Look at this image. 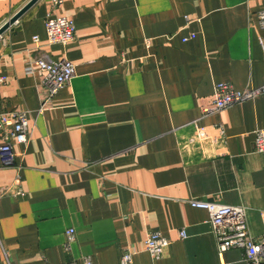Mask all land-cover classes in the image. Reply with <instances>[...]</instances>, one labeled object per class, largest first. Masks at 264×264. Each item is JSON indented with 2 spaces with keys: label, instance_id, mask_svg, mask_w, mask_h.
<instances>
[{
  "label": "crops",
  "instance_id": "0c3cea01",
  "mask_svg": "<svg viewBox=\"0 0 264 264\" xmlns=\"http://www.w3.org/2000/svg\"><path fill=\"white\" fill-rule=\"evenodd\" d=\"M30 1L0 0V27ZM261 10L264 0H38L11 25L0 109L26 112L32 136L11 144L13 167L0 160V264H120L125 251L132 264H247L239 249L219 256L209 213L189 201L243 207L249 235L264 236V96L204 114L218 84L264 87ZM48 16L72 20L74 40L49 45ZM43 54L75 75L40 115ZM214 125L221 138H196ZM150 232L170 241L159 261Z\"/></svg>",
  "mask_w": 264,
  "mask_h": 264
},
{
  "label": "built area",
  "instance_id": "2783aa9c",
  "mask_svg": "<svg viewBox=\"0 0 264 264\" xmlns=\"http://www.w3.org/2000/svg\"><path fill=\"white\" fill-rule=\"evenodd\" d=\"M54 7L62 4L63 0H51ZM257 23L264 29V10L256 13ZM75 24L72 20L64 17L48 16L45 20V31L49 45H66L74 40ZM33 42L38 43V37H33ZM37 73L41 78V86L44 90L38 114H42L43 108L59 91L66 88L75 75V65L67 60L53 61L43 54L35 60ZM6 84V78L0 77V87ZM264 96V87L258 90L237 91L229 84L221 83L215 88L213 106L204 111L206 116L214 115L236 105L254 100ZM196 127V138L219 139L223 131L219 126ZM32 136V130L28 123L26 112H6L0 109V137L3 145L0 146V160L4 168L14 165V155L11 150L13 142L26 145ZM254 151L264 153V129L254 132ZM18 189L15 195H21ZM192 207L206 210L210 215V224L216 235L218 243V254L220 257L230 249H239L244 252L247 264H264V236L259 240L253 239L246 226V209L239 206H228L214 202L190 200ZM181 238L185 237L184 231L179 233ZM66 242L64 254L68 256L71 252L72 243L75 240L74 229L66 231ZM170 241L158 232H150L145 241V250L153 261L162 259ZM133 253L125 251L122 254L120 264H132ZM45 264H50L46 262ZM63 264H92L89 257L78 260H67Z\"/></svg>",
  "mask_w": 264,
  "mask_h": 264
},
{
  "label": "water",
  "instance_id": "95a60500",
  "mask_svg": "<svg viewBox=\"0 0 264 264\" xmlns=\"http://www.w3.org/2000/svg\"><path fill=\"white\" fill-rule=\"evenodd\" d=\"M38 0H31L24 8H22L15 16L0 27V36L13 25L28 9H30Z\"/></svg>",
  "mask_w": 264,
  "mask_h": 264
},
{
  "label": "rangeland",
  "instance_id": "374dc122",
  "mask_svg": "<svg viewBox=\"0 0 264 264\" xmlns=\"http://www.w3.org/2000/svg\"><path fill=\"white\" fill-rule=\"evenodd\" d=\"M58 45H60V44H58Z\"/></svg>",
  "mask_w": 264,
  "mask_h": 264
}]
</instances>
